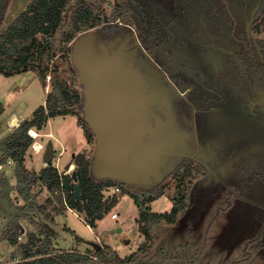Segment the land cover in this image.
Segmentation results:
<instances>
[{
	"label": "rangeland",
	"instance_id": "1",
	"mask_svg": "<svg viewBox=\"0 0 264 264\" xmlns=\"http://www.w3.org/2000/svg\"><path fill=\"white\" fill-rule=\"evenodd\" d=\"M30 1L0 0V34ZM226 1L69 0L56 33L51 37L41 34L38 36L48 40L56 52V56L49 62L45 78H41L34 68L9 76L0 73V106L3 108L0 114V158L4 159L3 141L24 119L31 117L36 107L44 104L47 92L56 81H73L72 87L83 95L78 71L71 58L73 42L80 34L68 43L65 50L58 42L62 33L69 28L70 16L74 10L78 6L89 5L93 8L96 18L101 20L84 32H101L104 23L117 22L120 27L114 34L120 39H126L128 45L130 42L134 44V47L131 46L132 52L138 57L142 55L141 49L153 62V85L157 82V103L153 107L157 117L155 121L163 120L160 116L163 111L168 126H165L161 143L175 147V151H170V165L163 168H168L170 175L162 177L152 186H137L130 190L143 196L162 188L163 194L154 199L151 205L149 203L152 212L168 211L173 204L172 199L181 189L184 195V207L173 221L151 217L137 222L134 203L130 196L126 195L127 192H122L121 189L125 186L123 190H127L128 185L115 181L111 190L114 191L115 185H119L120 191L114 192L118 199L122 198L121 202H116L117 205L95 222L96 225H91V221L85 220L86 215L81 213V216L66 208L64 201L61 200V203L58 199L59 193H52L39 182L29 185V180L46 165L44 162L56 166L53 163L56 151H46L45 148L49 138L37 134L36 139L42 142L45 149L44 153H33V149L27 148L24 154L27 162H23V167L28 173L21 172L19 177L16 173L17 164L13 160H6L0 165V264H9L21 259L24 251L28 249L24 245L29 235L36 234L42 240L45 232L50 235L49 248L53 252L75 250L93 254L95 243L111 245L122 257L138 251V264H264L263 129L253 130L252 139L248 134V145L240 146L234 142L227 144V141H222L225 146L218 148L216 137L208 139L210 132L217 131L218 125H227L229 119L217 120L215 114L213 117L206 114L205 119L214 121L211 126L207 124V120L201 122L199 118L202 127L197 129L196 139L193 114L178 104L181 98L179 91L186 95L187 88L193 86L187 81L190 77L200 85L204 84L203 81L210 84L207 85L208 93L202 95L203 98L216 93L222 105L229 101V97L239 101L234 97L235 93L224 92V96L221 95V91H225L220 88L222 80L215 83L218 80L215 66L220 61L225 65V73L226 69L230 71L236 68L228 54L219 51L220 56L217 58V55H212L213 52L216 54V50H213L208 52V58L204 61L199 56L200 46L190 47L185 41L192 35L202 38V28L206 27L209 19L212 26L216 21L223 27L222 33L227 41L225 43L229 48L232 47L233 43L229 37L232 22L227 18V9L243 21L246 15L253 12L252 9L259 0ZM213 10L217 15L215 12L211 15ZM208 15L211 16L207 18ZM263 17L264 2L257 18L261 20V31L255 32L258 38L264 37ZM102 36L108 38L103 33ZM158 70L164 72V76L159 75L160 79L156 81L154 76L159 73ZM173 78H180L179 84H175ZM256 85L259 86L258 83ZM194 102L201 110L203 102L196 98ZM223 109L226 110L227 107L223 106ZM243 109L244 106L240 105L238 110L241 112ZM80 116L83 118L82 112ZM244 126L239 124L238 119L232 125L237 134L245 132ZM44 127L45 125L37 131L43 133L46 131ZM53 128L55 135L61 137L66 146V150L59 157L61 165L71 160V152L83 151L93 157L95 137L92 142H87L83 128L80 122L78 123V115L56 119ZM27 133L31 136L30 129ZM243 137L244 135L238 138ZM57 148H60L59 144ZM73 166L75 170V164ZM184 166L191 167V172L180 181L175 174L180 173ZM161 168L154 165L143 180H152ZM57 170L59 172L60 169ZM26 175L27 181H22ZM50 200L56 206L64 207V214L58 215L52 209ZM41 204H45L46 211H51L54 215L52 222L61 223L68 230H54L43 222L41 217L44 216L37 208ZM113 211L117 213L115 219L110 216ZM10 238H14L15 242H10ZM143 242L146 244L145 249L139 250ZM33 250L34 247L29 252Z\"/></svg>",
	"mask_w": 264,
	"mask_h": 264
},
{
	"label": "trees",
	"instance_id": "2",
	"mask_svg": "<svg viewBox=\"0 0 264 264\" xmlns=\"http://www.w3.org/2000/svg\"><path fill=\"white\" fill-rule=\"evenodd\" d=\"M69 0H31L27 6L14 18L8 27L0 34V73L9 76L18 72H25L34 68L36 72L45 78L49 70V62L56 52L52 44L45 39H40L39 34L45 37L53 36L59 28L66 5ZM101 20L96 18L95 12L89 5L78 6L70 16V26L62 33L59 44L66 49L68 43L78 34L94 27ZM117 22L104 23L101 32L110 38L117 36L114 33L119 29ZM130 42V40H129ZM131 44V42H130ZM134 47V45H133ZM141 51V49H140ZM66 55V54H65ZM141 55V54H140ZM143 56V55H142ZM144 57V56H143ZM72 82L66 80L56 81L51 90L47 92L45 102L36 107L29 119H24L18 127L3 141L4 159L0 158V164L6 160H13L17 164L16 173L21 176V172H26L23 167L24 154L33 142L27 131L31 128L41 129L50 117L56 115H78V123L83 128L87 142L94 139L93 133L86 122L80 116L83 110V96L72 87ZM81 85V84H80ZM3 108L0 106V114ZM92 156L85 152L74 155L72 162L75 164L76 183L80 185L81 198L77 199L73 194L75 182L71 175L59 173L56 166L47 163L40 172L29 180V185L39 182L52 193H59V201H65L68 208L86 215L85 220L91 221V225H96L99 219L106 215L116 204L118 195L113 194L105 198L103 191L114 184L112 180H95L90 171ZM191 172V167L184 166L180 173H174L182 181ZM27 176V177H26ZM22 181H27L28 175ZM124 189V188H123ZM127 192L133 198L138 208L137 222H142L156 217L158 220L171 222L177 213L184 207V195L181 191L174 196L173 204L168 211L152 212L149 203L163 194L162 188L141 196L137 192ZM52 209L58 215L64 214V207L60 208L52 203ZM58 203V202H57ZM62 203V202H61ZM66 207V208H67ZM39 212L54 221L51 211H46V206H37ZM142 228V226H140ZM64 230H68L63 226ZM70 230V229H69ZM45 232V237L40 240L36 234H30L25 247L24 255L21 259L9 264H138V251L131 252L126 256H120L116 250L108 245L99 244L94 248L93 254L78 251L53 252L50 235ZM38 237V238H37ZM14 243L15 239L10 238ZM145 242L139 246V250L145 249ZM34 247V250L29 252Z\"/></svg>",
	"mask_w": 264,
	"mask_h": 264
},
{
	"label": "water",
	"instance_id": "3",
	"mask_svg": "<svg viewBox=\"0 0 264 264\" xmlns=\"http://www.w3.org/2000/svg\"><path fill=\"white\" fill-rule=\"evenodd\" d=\"M246 29L249 32V26ZM133 45L118 36L103 38L100 31H88L74 40L71 58L83 89L82 115L95 137L92 176L148 187L170 175L168 168H163L170 165V151H175V147L161 143L168 126L163 111V120L155 121L157 82L153 85V62L144 50L140 53L144 57L134 54L130 48ZM158 72L154 76L156 81L159 75L164 76V72ZM154 165L162 167L160 172L152 180L144 181ZM70 175L75 182L73 194L80 199L76 171L73 169ZM41 219L54 230L62 227L61 223Z\"/></svg>",
	"mask_w": 264,
	"mask_h": 264
},
{
	"label": "flooded vegetation",
	"instance_id": "4",
	"mask_svg": "<svg viewBox=\"0 0 264 264\" xmlns=\"http://www.w3.org/2000/svg\"><path fill=\"white\" fill-rule=\"evenodd\" d=\"M225 1L226 0H222L223 3ZM263 2L264 1L259 0L253 7V12H251L250 15H246L243 21L234 16L232 12L227 9V18L232 22L229 37L231 39V42L233 43V46L230 48L225 43L227 41L223 36L224 33H222L223 27H220L219 23H216V21L214 22V26H212V21H210L209 19H207L208 22L206 27L202 28V38L201 36L196 38L192 35L189 39H185L190 47L195 45L200 46V50L198 52L201 55L199 54V56H201L204 61L205 58H208V52L210 53L211 51L213 52V50H216V54L214 52L212 53L213 56L217 55V58H219V51L224 53L226 52L229 59H232V61L235 63L236 68H233L230 71L226 69L227 71L225 73V65L221 61L220 63L218 62L219 64L215 66L218 80L215 83H219V81L222 80L221 86L223 88L220 86L219 87L225 91H221V95L224 96V92L227 94L232 92L235 93L234 97H237V100L239 101L233 100L231 97H229V99L225 95V99L227 98L229 101L223 103L222 105L221 100H218V96L216 95V93L212 96L203 98L202 95L208 93L207 85L210 84L203 81L206 86L204 84L200 85L199 83H197V81H194L193 77L192 79L191 77L187 79V77L185 76L186 78L184 80L187 79L189 84L193 85L192 88H187L186 95L179 91L181 97L178 103L179 106L182 109L187 110L193 114V130L196 139L198 136L196 134V131L198 128L202 127L199 124V118L201 122L207 120V124H211V126L214 121H212L211 119L209 121L207 118L205 119L204 116L207 117L206 114H209L212 117L215 114L217 120H220L221 118L229 119L227 125H218L217 131L213 133L210 132L211 135L208 139L216 137L218 141V148L225 146V143L222 141H227V144H231L234 142V144L236 143L240 146L241 144L248 145V134L251 137L250 139H252L251 133L253 132V130H259L258 128H260L264 131V37L258 38L257 36H255V32L259 31L261 28V20L259 21L257 20V18L262 11ZM226 3L227 1L225 2V4ZM226 7L228 8V6ZM211 12L212 15L215 10ZM214 14L217 15V12H215ZM211 15H208L207 18ZM262 20L264 21V17L262 18ZM197 25L199 27V24ZM247 26H249V32H247ZM179 79L180 78L174 79L175 84H179ZM256 83H258L259 86L256 85ZM194 98L200 99V101L203 102V104L201 105V110L195 106L196 102H194ZM240 105L244 106V111L240 112L238 110ZM223 106L227 107V109L224 110ZM236 119L239 120L240 125H245V132H240V134H237L236 129H233L232 125L235 123ZM243 135V138H238L239 136Z\"/></svg>",
	"mask_w": 264,
	"mask_h": 264
},
{
	"label": "crops",
	"instance_id": "5",
	"mask_svg": "<svg viewBox=\"0 0 264 264\" xmlns=\"http://www.w3.org/2000/svg\"><path fill=\"white\" fill-rule=\"evenodd\" d=\"M69 115H71V114H67V115H56V116H54V117H50L48 120H47V122H46V124H45V127H44V129L46 130V131H43V133H41V132H39V131H37L38 129H34L33 128V130H35V132L38 134V136L39 135H42V136H45L46 138H49L48 139V143L46 144V146H45V148H46V151L47 150H51V152H52V149H54L55 151H56V157H54V159H53V163L56 165V168L57 169H60L61 171H66V170H70V173H71V171L74 169L73 167V165H74V163L72 162V159H73V157H74V155L75 154H77V153H75V152H71V155H70V157H71V160L70 161H68V162H66V163H64V164H62L61 165V163H60V156H61V154L63 153V151L64 150H66V149H64V148H66V146H65V144L62 142V139H61V137H57V134L55 135V133H54V128H53V122L54 121H56V119H59V118H65V117H67V116H69ZM78 125V124H77ZM30 130H32V128L30 129ZM43 130V129H42ZM59 134V133H58ZM32 137V136H31ZM33 142L30 144V148H31V150H32V152L33 153H44V147H43V144H42V142L39 140V139H36V136H33ZM35 144H37L39 147H38V149H35L34 148V146H35ZM57 144H59L60 145V148H57ZM36 147V146H35ZM41 148H42V150H41ZM9 161H11V160H9ZM27 162V159L25 158L24 159V163H26ZM47 163L48 162H44L43 164H46L47 165ZM1 165V164H0ZM26 165V164H25ZM45 165V166H46ZM25 167H27V165L25 166ZM28 168V167H27ZM65 168H66V170H65ZM60 170H59V173H61L60 172ZM64 172H62V173H64ZM115 182V181H114ZM127 186V185H126ZM132 185H128V191H130V192H134V191H131L130 190V188H135L136 186H132ZM111 187H113L112 185L110 186V187H107V188H105L104 189V191H103V194H104V196H105V198H108V197H111L113 194H116L115 192H113V190H111ZM125 187V186H124ZM124 187H122L121 189H123ZM119 194V193H118ZM121 194V193H120ZM126 195H129V193H126ZM130 196V195H129ZM130 198L132 199V201H133V198L130 196ZM121 200H122V198L121 197H119V199L117 198V204H119L120 202H121ZM153 202V201H152ZM133 203H134V201H133ZM116 204V205H117ZM150 205H151V202H150ZM114 207V206H113ZM112 207V208H113ZM134 207L136 208V217H135V219L137 218V216H138V208H137V206H136V204L134 203ZM71 208H69V210H70ZM70 211H72V212H75L76 214H78L79 212H77V211H75L74 209H71ZM114 212V211H113ZM81 216H83L81 213H79ZM103 218V217H102ZM101 218V219H102ZM114 219V218H113ZM100 220V219H99ZM63 228V225H62V227H61V229ZM121 231V230H120ZM111 246V245H110Z\"/></svg>",
	"mask_w": 264,
	"mask_h": 264
},
{
	"label": "built area",
	"instance_id": "6",
	"mask_svg": "<svg viewBox=\"0 0 264 264\" xmlns=\"http://www.w3.org/2000/svg\"><path fill=\"white\" fill-rule=\"evenodd\" d=\"M31 136L33 137L34 135L33 134H31ZM65 173H67V174H71L70 173V170H67L66 172H64V174ZM115 192H119L120 191V187H119V185H115V190H114ZM113 191V192H114ZM64 204L66 205V203H65V201H64ZM66 207H67V205H66ZM68 208V207H67ZM110 216H111V218H116L117 217V213L116 212H112L111 214H110Z\"/></svg>",
	"mask_w": 264,
	"mask_h": 264
},
{
	"label": "bare ground",
	"instance_id": "7",
	"mask_svg": "<svg viewBox=\"0 0 264 264\" xmlns=\"http://www.w3.org/2000/svg\"><path fill=\"white\" fill-rule=\"evenodd\" d=\"M30 131H31V134H33L34 136H37V133L35 132V130L32 129V130H30ZM35 146H36V147H35ZM35 146H34V148H35V149H38L39 146H38L37 144H35Z\"/></svg>",
	"mask_w": 264,
	"mask_h": 264
}]
</instances>
